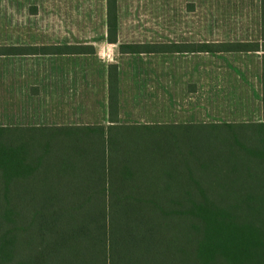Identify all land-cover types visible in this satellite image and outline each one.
<instances>
[{
	"label": "trees",
	"instance_id": "16d2710c",
	"mask_svg": "<svg viewBox=\"0 0 264 264\" xmlns=\"http://www.w3.org/2000/svg\"><path fill=\"white\" fill-rule=\"evenodd\" d=\"M0 264H264V121L0 126Z\"/></svg>",
	"mask_w": 264,
	"mask_h": 264
},
{
	"label": "crops",
	"instance_id": "0c3cea01",
	"mask_svg": "<svg viewBox=\"0 0 264 264\" xmlns=\"http://www.w3.org/2000/svg\"><path fill=\"white\" fill-rule=\"evenodd\" d=\"M116 8L109 41L108 0H0V126L264 121L261 0H116Z\"/></svg>",
	"mask_w": 264,
	"mask_h": 264
},
{
	"label": "rangeland",
	"instance_id": "374dc122",
	"mask_svg": "<svg viewBox=\"0 0 264 264\" xmlns=\"http://www.w3.org/2000/svg\"><path fill=\"white\" fill-rule=\"evenodd\" d=\"M147 12H148V10H147ZM161 12H162V11H161ZM202 131H203V130H200V131H199L200 134H199L198 137H197V138H198V143H200V147H201V148L199 149L200 152H202V150H203V149H202V142H203L204 138L208 136L207 133L202 132ZM189 134H190V133H187L186 135H184V137H185V136L190 137ZM211 141H213V140L211 139ZM196 170H197V168L195 169V172H198V171H199V169H198L197 171H196Z\"/></svg>",
	"mask_w": 264,
	"mask_h": 264
}]
</instances>
